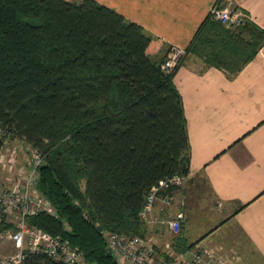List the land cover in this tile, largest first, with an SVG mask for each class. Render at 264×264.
<instances>
[{
	"label": "trees",
	"instance_id": "16d2710c",
	"mask_svg": "<svg viewBox=\"0 0 264 264\" xmlns=\"http://www.w3.org/2000/svg\"><path fill=\"white\" fill-rule=\"evenodd\" d=\"M162 45L97 0H0V123L46 155L38 187L57 209L28 221L93 264H121L107 233L146 236L147 194L190 172L175 72L151 56ZM263 45L252 20L232 30L209 16L187 51L234 75ZM27 264L66 263L30 253Z\"/></svg>",
	"mask_w": 264,
	"mask_h": 264
},
{
	"label": "crops",
	"instance_id": "0c3cea01",
	"mask_svg": "<svg viewBox=\"0 0 264 264\" xmlns=\"http://www.w3.org/2000/svg\"><path fill=\"white\" fill-rule=\"evenodd\" d=\"M97 1L161 38L163 45L151 54L155 60L165 59L172 46L188 47L217 4L244 9L264 28V0ZM174 82L183 98L191 144L188 181L199 175L206 179L216 212L210 222L198 225L200 230L189 229L186 220L174 235L162 220L181 209L176 203L184 193L178 187L169 207L157 200L149 211L146 236L162 251L166 236H181L187 250L198 244L232 249L239 231L246 238L237 243L244 264H264V45L234 75L187 54Z\"/></svg>",
	"mask_w": 264,
	"mask_h": 264
},
{
	"label": "built area",
	"instance_id": "2783aa9c",
	"mask_svg": "<svg viewBox=\"0 0 264 264\" xmlns=\"http://www.w3.org/2000/svg\"><path fill=\"white\" fill-rule=\"evenodd\" d=\"M210 16L234 27L251 20L247 11L230 4L215 5ZM187 54V47L172 46L161 62L164 72H176ZM0 143V264H27L30 253H44L66 264H93L85 258L81 248L72 244L68 238L53 235L28 221L40 213L57 215L53 203L38 187L39 169L45 163L46 155L15 136L1 123ZM188 179L189 175L175 174L153 187L147 194L141 218H147L157 200L169 207L174 197V190H169V187H180ZM162 223L174 235H179L183 213L164 219ZM106 237L108 249L121 264H244L238 250L224 246L198 244L180 252L173 249L171 242H167L165 253L160 256L156 253L154 240L147 236L109 232Z\"/></svg>",
	"mask_w": 264,
	"mask_h": 264
},
{
	"label": "rangeland",
	"instance_id": "374dc122",
	"mask_svg": "<svg viewBox=\"0 0 264 264\" xmlns=\"http://www.w3.org/2000/svg\"><path fill=\"white\" fill-rule=\"evenodd\" d=\"M210 19L224 25V27H226L228 29L233 30V29L237 28L234 26L225 25V24L221 23L220 21L214 19L212 16H210ZM190 54L201 59L202 63L207 65V63L205 62V60L203 59L202 56L195 54V53H190ZM13 148H15V147H13ZM13 148H11V149H13ZM16 149H18V148H16ZM180 188H182V193H184V194H182V196L178 199V201L176 203V205L179 208H181L177 212V214L179 212L183 213V224L187 220V227L189 226V229L193 227V230H194L197 227V230H200V227H198V225L200 223H202L201 225L203 226L205 224V222H210L211 221L210 219L213 218V217H210V215H212V213L214 211L216 212V209H215L216 205H214L215 199L211 194L209 184L207 183L206 179L202 175H199L198 177H195L193 179V181L187 180L184 185L180 186ZM191 189L194 192L196 191L197 194L195 195V193L192 192ZM171 210H173V209H171ZM177 214H176V216H177ZM176 216H174V217H176ZM168 218H173V217L169 216ZM197 233L198 232H196L195 234H197ZM237 234H238V237L235 238L236 242L246 240L245 236L243 234H241L239 231ZM164 238H163L164 243L165 242H171L174 250H177L180 252L181 251H187V249L184 246L183 239L181 238V236H175V237L166 236ZM236 244H235L236 248H233V249L240 250V248H239L240 245L238 246V244L237 245ZM192 245H194V243ZM156 251H157L156 252L157 255H160V256L165 253V251L164 250L162 251V249L160 247H157Z\"/></svg>",
	"mask_w": 264,
	"mask_h": 264
}]
</instances>
